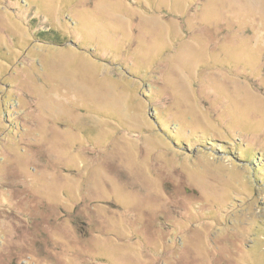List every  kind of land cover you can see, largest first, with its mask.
I'll return each mask as SVG.
<instances>
[{"label": "rangeland", "instance_id": "1", "mask_svg": "<svg viewBox=\"0 0 264 264\" xmlns=\"http://www.w3.org/2000/svg\"><path fill=\"white\" fill-rule=\"evenodd\" d=\"M0 264H264V0H0Z\"/></svg>", "mask_w": 264, "mask_h": 264}]
</instances>
